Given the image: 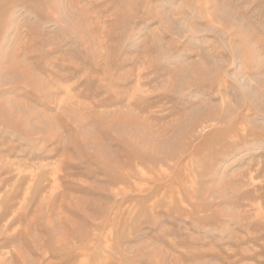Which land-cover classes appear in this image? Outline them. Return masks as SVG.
<instances>
[{
	"label": "rangeland",
	"instance_id": "1",
	"mask_svg": "<svg viewBox=\"0 0 264 264\" xmlns=\"http://www.w3.org/2000/svg\"><path fill=\"white\" fill-rule=\"evenodd\" d=\"M0 264H264V0H0Z\"/></svg>",
	"mask_w": 264,
	"mask_h": 264
}]
</instances>
